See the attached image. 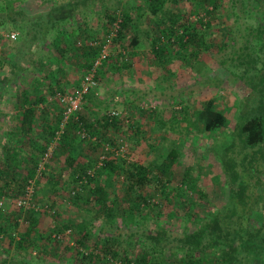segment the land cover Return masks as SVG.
<instances>
[{"label": "trees", "instance_id": "trees-1", "mask_svg": "<svg viewBox=\"0 0 264 264\" xmlns=\"http://www.w3.org/2000/svg\"><path fill=\"white\" fill-rule=\"evenodd\" d=\"M20 1H0V10L6 13L8 22L13 25L17 22L16 16L24 19L22 11L16 9ZM184 1L190 7L186 11L181 8ZM229 1L230 11L225 8L223 0H143L142 4L127 5L121 10L107 7L102 18L94 22L90 11L94 5L102 4V0H42L49 5L48 9L31 21L30 29H26V34L31 33V41L35 44L29 48L30 53L39 57L42 50L39 42L47 40L49 48L57 55H53L52 66L43 77L38 73L34 76L33 95L23 89L16 96L19 105L15 106L17 114L14 117L17 120L9 131V143L1 145L0 197L16 193L25 199L28 181L33 179L39 184L35 177L37 165L55 139L62 120V115H55L53 121L44 122L42 143L31 139L44 112L38 105L44 102L45 92L55 95L57 90L62 91L60 85L66 79L67 69L73 65L81 72L90 70L115 24L117 28L112 42L126 49L124 43L130 37L127 46L132 51L126 54L119 51L115 57L107 56L101 69L105 66L117 70L127 67L125 58L136 54L133 50L139 44L140 23L147 18L149 29L144 32L149 41L150 74L154 79L167 76L165 72L172 77L174 73L169 64L174 60L197 78L203 54L215 51L225 54L220 65L228 72L227 80L213 76L198 79L197 83L202 88H214L215 91L229 85L235 97L232 104L226 96L216 95L202 102L197 100V107L191 108L190 101L179 95L173 101L180 104L178 109H173L168 115H164L163 110L153 109L149 118L163 127L164 136L174 132L179 138L192 133L213 138L211 145L228 188V205L221 210L211 209L204 216L188 209L189 204L196 205L191 197L196 194L205 196L203 191L197 190V176L191 169L185 172V187L170 186L181 156L178 137L161 160L146 158L136 152L130 161L120 155H108L97 169L92 161L74 165L76 137L72 131L82 129L80 116L69 120L58 136L59 148L66 154L67 166L72 171L70 181L74 185L85 181L88 192L85 204L92 206L98 219L109 226L117 223L118 217L125 226L136 224L138 220L142 229L132 231L129 237H136L140 252L121 258L122 264H264V0ZM238 9L246 12L250 21L242 31H233L230 25L226 26L224 19L234 16L236 21ZM11 10L15 16L8 12ZM195 15L196 18L192 19ZM214 25L226 33L213 31ZM129 29L133 31L132 35L128 33ZM71 55L80 57L76 64L71 63ZM18 64L13 68L12 76L16 74ZM43 64L38 65L39 72ZM49 78H53V85L43 86L42 79ZM102 121L104 128L111 126L123 136L130 132L133 146L141 149L137 147L140 145L139 124L132 123L125 130L115 116L103 117ZM85 128L94 134V130ZM219 134L221 137L217 140ZM26 142L30 147L28 151L23 147ZM146 144L149 154L157 149V145L150 141ZM22 170L27 171L26 175H21ZM109 188H113L111 192ZM51 189L56 191L54 183ZM160 199L171 203L173 209H176L173 201L177 200L175 204L185 209L181 231L172 233L162 225ZM121 204L127 207L123 208ZM175 213L170 210L166 216L173 218ZM23 214L27 227L19 232L16 241L12 235L9 241L15 243L18 251L27 252L37 245L42 234L37 229L35 213L24 210L23 205L12 215L15 227ZM8 219L0 207V238L7 231ZM70 226L56 225L51 232L58 235ZM72 227L77 229L80 235L78 242L83 246L90 236V229L85 222ZM109 249L112 248L105 245L103 252H109L113 258L119 255L118 251ZM104 258L98 257L101 261Z\"/></svg>", "mask_w": 264, "mask_h": 264}, {"label": "rangeland", "instance_id": "rangeland-1", "mask_svg": "<svg viewBox=\"0 0 264 264\" xmlns=\"http://www.w3.org/2000/svg\"><path fill=\"white\" fill-rule=\"evenodd\" d=\"M102 1V4L94 5L93 11H90L94 22L102 18L107 7L121 10L127 5L131 7L142 4L143 0ZM223 1L225 8L230 11V1ZM237 4L239 5V3ZM48 7L49 5L42 2V0H21L16 9L22 11L24 19L28 22L25 24L24 19L21 20V16H16L17 22L14 25L8 22L6 13L0 10V123L2 129L0 130V156L2 155L1 145L5 142L9 143V131L12 129V124L17 120L13 116V113L17 112L15 106L19 105L16 96L23 89L28 94L33 95L32 83L34 82V76L38 73L37 75L43 77L48 68L52 66L53 55H57L55 50L49 48L47 40L39 42V44L42 43L40 48L42 50L38 53L39 57L30 53L29 48H33L35 44L33 45V41H31V33L30 35L26 34V29H30L28 25H31V21L42 15L41 13H44ZM181 8L185 11L188 10L190 8L188 2H182ZM8 12L11 16H15L14 11ZM237 12L238 19L235 21L234 16L232 18L229 16L224 19L225 24L226 26L230 25L233 31H242L250 20L246 12L239 9ZM117 15H119V12H117ZM195 18L196 15L192 16V19ZM116 28L117 24L111 30L115 32ZM212 28L213 31L219 34L226 33L225 30L219 29L220 27L216 25ZM148 29L147 18H143L138 33L139 44L133 50L136 54L130 58L127 55V58H125L128 64L127 67L117 70L105 66L101 69L102 62L96 67L94 71L95 85L85 95L87 97L82 99L80 109L67 120V122L71 119L76 120L79 116L82 118V129L72 131L76 137L74 143L76 148L73 153L75 157L74 165H83L87 161H92L95 162L97 169L101 164V160L108 155V157L113 156V154L120 155L130 161L136 152L146 158L153 157L156 160H161L178 135L170 132L169 136H167L168 134L164 136L163 127L161 128L155 124V120L149 118V113L155 109L163 110L164 115L170 114L173 109H178L180 106V104L173 102L179 95L182 99L190 101L191 108L197 107V100L202 102L216 95L226 96L230 103H233L235 97L229 85H226L222 90L215 91L214 88H202L197 83L198 79L213 76L223 81L227 80L228 72L220 65L223 55H225L223 52L218 53L215 51V53L210 52L202 55L199 78L193 76V72L175 60L169 64L171 71L174 73L172 77L165 72L167 76H159L158 79L152 78L150 74L151 62L148 57L150 51L149 41L144 32ZM128 33L132 35L133 31L129 29ZM11 34H14L15 38H12ZM129 40L130 37L124 43L126 48H123L124 50L112 41L107 43L108 56L115 57L119 51L122 54L131 52L132 50L127 46ZM70 58L71 63L76 64L80 57L71 55ZM41 63L44 64L39 72L37 67ZM108 63H111V61L109 60ZM17 64L19 68L16 74L12 76L13 68ZM86 73L87 71L81 72L73 65L72 68L67 69L66 79L64 78V82L60 85L62 91L57 90L55 95L48 91L45 92L44 102L38 105V108L44 110V112L37 121L34 135L31 136L32 140L42 143L44 122L49 121V119L53 121L55 115L63 116L64 105L57 99V93L71 94L82 83ZM53 82V78L42 79L43 86L48 87L49 84L53 85ZM236 91V93L241 94L239 90ZM112 112L117 113L118 116L115 117L119 119L122 129L128 130L132 123L140 125V137H138L140 145L137 147L141 149H136L133 146L134 139L130 132L123 136L111 126L103 127L102 118L113 117L111 116ZM64 125L60 126L55 139L48 145L46 152L41 156V160L37 165L35 177L39 180V184L31 179L29 180L30 183L28 181L25 186V189L32 191V194L22 199L16 193L11 195L9 191H5L9 196L0 197V207L3 208L4 213L9 218L6 223L7 231L0 238V264H120L119 260L121 258L126 255L132 257L140 252L141 246L135 241L136 237H129L132 231L142 229L138 220L136 224L125 226L118 217V222L109 226L106 222L98 219L92 206L85 204L86 195H88L84 186L85 181H79L75 185L71 183V168L67 166L66 154L61 152L58 145V136L62 133ZM85 126L89 127L90 130H94V134L91 135ZM219 136L220 134L216 136L217 140ZM221 136H223V133ZM184 137H178V143H181V156L175 167V176L170 186L185 187V172L191 169L192 173L194 172L197 176V190L203 191L205 196L196 194L191 197L196 205L189 204L188 209L203 216L208 215V211L211 209L221 210L228 205V188L223 181V173L213 151L214 146L211 145V139L213 138L207 136V134L199 136L193 133ZM147 141L157 145V149L153 153L150 152L149 154ZM27 144L28 142L25 145L23 144L26 151L30 148ZM217 149L215 148L216 151ZM26 173V170H22L21 175L24 176ZM52 183L56 188L55 192L51 189ZM115 185L119 187V185ZM28 186L29 188H27ZM111 189L109 188L108 191L111 192ZM160 200L162 203L160 208L162 225L172 233L181 231V217H185V209L175 204L178 203L177 200L173 201L176 209L172 208L171 203L165 202L163 199ZM19 202L23 205L24 210H32L35 213L37 229L40 232L39 234H42V238L38 239L37 245L27 252L18 251L15 243L11 244L9 241L10 235L16 241L19 232L28 225L24 214L18 218V226L15 227L14 225L15 219L12 215L18 210ZM121 206L123 208L127 207L125 204H121ZM170 210L176 212L173 218L166 216V213ZM81 222H85L91 231L83 246L78 242L80 235L77 229L72 227ZM60 224L71 226L70 229H65L58 235L53 234L54 232H51L52 228ZM105 245L112 248L109 250L118 251L119 255L113 258L109 252H103ZM89 255H92V258ZM98 257L105 258L101 261Z\"/></svg>", "mask_w": 264, "mask_h": 264}, {"label": "built area", "instance_id": "built-area-1", "mask_svg": "<svg viewBox=\"0 0 264 264\" xmlns=\"http://www.w3.org/2000/svg\"><path fill=\"white\" fill-rule=\"evenodd\" d=\"M115 33H116V29H115V32L111 30L110 36L105 41L106 43H104V45L102 46L99 57L95 61L93 67L89 71H87L82 83L71 94L57 93V99L64 105V111H63V116H62V121H61L60 126H63L64 124H66L69 117L80 109V104L82 102V99L89 92V90L95 85L94 71L96 67H98L101 64V62L105 60L106 57L108 56L107 43L112 41V38L115 37ZM11 37L15 38V35L11 34ZM111 116H118V115L117 113L112 112ZM27 188H29V186ZM30 194H32V191H30L29 189H26L25 196L29 197ZM19 204L21 206V202H19Z\"/></svg>", "mask_w": 264, "mask_h": 264}, {"label": "crops", "instance_id": "crops-1", "mask_svg": "<svg viewBox=\"0 0 264 264\" xmlns=\"http://www.w3.org/2000/svg\"><path fill=\"white\" fill-rule=\"evenodd\" d=\"M17 111V110H16ZM14 115L13 116H16L15 114H17V112L16 113H13Z\"/></svg>", "mask_w": 264, "mask_h": 264}]
</instances>
